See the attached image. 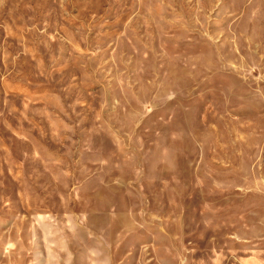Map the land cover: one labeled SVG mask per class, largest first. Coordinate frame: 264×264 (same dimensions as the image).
<instances>
[{
    "label": "rangeland",
    "instance_id": "374dc122",
    "mask_svg": "<svg viewBox=\"0 0 264 264\" xmlns=\"http://www.w3.org/2000/svg\"><path fill=\"white\" fill-rule=\"evenodd\" d=\"M0 264H264V0H0Z\"/></svg>",
    "mask_w": 264,
    "mask_h": 264
}]
</instances>
